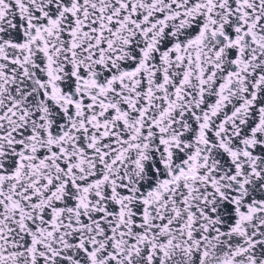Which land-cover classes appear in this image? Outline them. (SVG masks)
<instances>
[{"label": "snow or ice", "instance_id": "obj_1", "mask_svg": "<svg viewBox=\"0 0 264 264\" xmlns=\"http://www.w3.org/2000/svg\"><path fill=\"white\" fill-rule=\"evenodd\" d=\"M0 264H264V0H0Z\"/></svg>", "mask_w": 264, "mask_h": 264}]
</instances>
